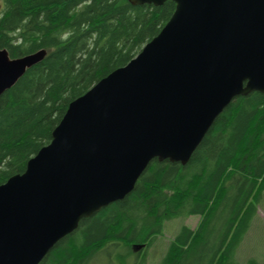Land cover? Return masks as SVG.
I'll return each mask as SVG.
<instances>
[{
    "label": "trees",
    "instance_id": "16d2710c",
    "mask_svg": "<svg viewBox=\"0 0 264 264\" xmlns=\"http://www.w3.org/2000/svg\"><path fill=\"white\" fill-rule=\"evenodd\" d=\"M175 10L172 0H0V50L47 52L0 97V185L23 174L70 103L133 60ZM263 194L264 94L253 92L231 102L186 165L152 161L129 196L81 221L40 264H147L164 222L191 216L200 223L183 225L159 264H241L236 249Z\"/></svg>",
    "mask_w": 264,
    "mask_h": 264
},
{
    "label": "water",
    "instance_id": "95a60500",
    "mask_svg": "<svg viewBox=\"0 0 264 264\" xmlns=\"http://www.w3.org/2000/svg\"><path fill=\"white\" fill-rule=\"evenodd\" d=\"M172 1L160 33L72 101L51 143L0 185V264H40L152 161L186 165L235 98L264 94V0ZM46 54L1 49L0 97Z\"/></svg>",
    "mask_w": 264,
    "mask_h": 264
},
{
    "label": "rangeland",
    "instance_id": "374dc122",
    "mask_svg": "<svg viewBox=\"0 0 264 264\" xmlns=\"http://www.w3.org/2000/svg\"><path fill=\"white\" fill-rule=\"evenodd\" d=\"M200 221L201 217L191 216L189 218H174L164 222L161 234L158 235L153 247L149 250L147 264H159L170 241L179 233L183 225L195 229ZM118 254L119 250L112 256L114 263L117 262L116 255ZM235 259L241 264H246L249 260H256L258 264H264V194L248 232L236 249ZM104 260L105 262L101 261L100 264H109L106 257Z\"/></svg>",
    "mask_w": 264,
    "mask_h": 264
}]
</instances>
